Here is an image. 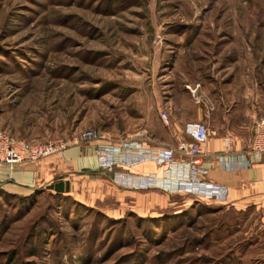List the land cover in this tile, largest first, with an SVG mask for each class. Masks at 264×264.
I'll return each mask as SVG.
<instances>
[{
    "label": "rangeland",
    "instance_id": "374dc122",
    "mask_svg": "<svg viewBox=\"0 0 264 264\" xmlns=\"http://www.w3.org/2000/svg\"><path fill=\"white\" fill-rule=\"evenodd\" d=\"M170 102L178 115L206 108L212 132L223 114L229 133H253L264 116V0H0L1 129L33 143L93 128L170 146ZM83 189L80 205L0 185V264H264L255 205L160 189L120 203L118 188Z\"/></svg>",
    "mask_w": 264,
    "mask_h": 264
},
{
    "label": "crops",
    "instance_id": "0c3cea01",
    "mask_svg": "<svg viewBox=\"0 0 264 264\" xmlns=\"http://www.w3.org/2000/svg\"><path fill=\"white\" fill-rule=\"evenodd\" d=\"M171 105L172 102L167 104L165 112L172 120L173 124L171 123L172 126L169 129H172V133L175 135V142L164 147L176 146L177 140L183 137V128L187 122L204 121L209 128V141L204 146V151L208 156L202 161V168L208 170V174L203 176V179L226 187L229 192L227 201L219 204L231 205L235 208L255 205L257 208L264 210V157L249 153L253 133L249 135L241 131L229 133L225 129L227 117L223 114H221L218 129L212 132L209 127V112L206 108L205 111V109H197L193 106L194 110L190 113L178 115L177 112L174 113ZM177 117L180 118L179 121ZM180 124H183V127ZM228 136L234 137V146L231 152L225 150V138ZM96 148V144L73 146L61 156L45 158L34 164H22L14 169L8 166H0V185L9 193L30 196L35 188L60 184L65 193L83 204L85 203L83 197V193L86 192L83 189L85 185L101 187L106 184L112 190L117 188L122 190L120 203L123 197L128 196V194H136V197H138V191L123 189L115 185L110 177L100 175L92 177L89 175L90 173L100 172L95 152ZM167 168L148 162L125 169V171L133 176L134 181L139 182L150 176L157 178L169 177L171 174L166 175ZM119 171H123V169ZM100 197L103 196L100 191H97L92 194L91 201L94 202L96 198ZM154 207V205L141 206L144 209L140 214L154 212Z\"/></svg>",
    "mask_w": 264,
    "mask_h": 264
},
{
    "label": "built area",
    "instance_id": "2783aa9c",
    "mask_svg": "<svg viewBox=\"0 0 264 264\" xmlns=\"http://www.w3.org/2000/svg\"><path fill=\"white\" fill-rule=\"evenodd\" d=\"M196 92L197 88L193 90V95ZM161 119L166 127L172 126L167 112L161 114ZM208 141L209 128L204 121L187 122L183 128V137L177 140L175 147L149 146L142 138L116 141L103 137L99 130L93 128L83 130L68 142L33 143L0 128V166L14 169L50 156H61L73 146L96 144L95 152L100 170L123 169L113 178V183L121 188L136 191L160 189L166 193L191 196L207 202L225 203L228 189L203 179L208 174V170L202 168V161L208 156L204 151ZM233 146L234 137H226L225 150L231 152ZM249 153L264 157V116L257 117L253 122V141ZM148 162L168 167L166 175H171L164 178L150 176L136 182L125 171Z\"/></svg>",
    "mask_w": 264,
    "mask_h": 264
},
{
    "label": "trees",
    "instance_id": "16d2710c",
    "mask_svg": "<svg viewBox=\"0 0 264 264\" xmlns=\"http://www.w3.org/2000/svg\"><path fill=\"white\" fill-rule=\"evenodd\" d=\"M119 168H115L111 171H102L100 170L99 173H90L89 175L92 176V177H96L97 175H100V176H107V177H110L113 179L114 175L119 172ZM44 187V186H42ZM50 192H52L54 195H58V196H63V197H68L69 199H72L75 203L77 204H80V202H78L77 200H75L71 195L65 193V191L63 190V188H61L60 184H57V185H50V186H45ZM38 190H41V189H38ZM188 198H192L191 196H186ZM194 198V197H193ZM23 202L25 201V198H22L21 199ZM200 202H203V203H206L207 201H204L202 199H199ZM81 205V204H80Z\"/></svg>",
    "mask_w": 264,
    "mask_h": 264
}]
</instances>
